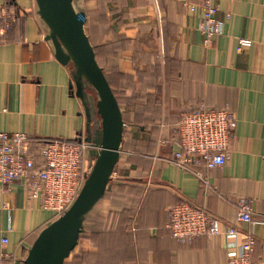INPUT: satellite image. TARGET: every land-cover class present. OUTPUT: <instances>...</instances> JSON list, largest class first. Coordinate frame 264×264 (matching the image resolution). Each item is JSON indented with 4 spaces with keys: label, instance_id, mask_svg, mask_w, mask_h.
<instances>
[{
    "label": "crops",
    "instance_id": "obj_1",
    "mask_svg": "<svg viewBox=\"0 0 264 264\" xmlns=\"http://www.w3.org/2000/svg\"><path fill=\"white\" fill-rule=\"evenodd\" d=\"M13 1L19 21L7 41L0 39V131L73 139L84 116L70 89L69 69L44 39L34 1ZM214 3L223 33L204 46L201 12L191 13L182 0H85L88 36L99 44L116 35L127 39L116 48L115 68L128 67L135 55L136 67L147 70L151 46L158 68L144 87L134 79L144 95L135 109H124L131 119L142 117L144 125H124L105 197L86 221L97 236L79 242L74 253L93 254L88 264H225L230 237L222 232L177 240L166 227L167 207L187 201L233 223L237 202L245 198L253 218L264 214V0ZM241 38L250 43L240 48ZM200 104L228 107L236 117L225 164L203 169L204 179L165 160L178 148L181 114ZM51 220L22 182L13 181L6 190L0 185V239H8L0 251L22 261ZM241 226L254 234L253 256L264 264V223Z\"/></svg>",
    "mask_w": 264,
    "mask_h": 264
},
{
    "label": "built area",
    "instance_id": "obj_2",
    "mask_svg": "<svg viewBox=\"0 0 264 264\" xmlns=\"http://www.w3.org/2000/svg\"><path fill=\"white\" fill-rule=\"evenodd\" d=\"M182 3L191 13L201 12L198 30L204 46L222 35V21L217 17L214 0H182ZM16 18L4 1L0 5V37L5 36ZM249 43V39H239L240 48ZM235 126V114L228 107L200 104L183 112L176 124L178 148L165 160L204 179L203 169L225 164ZM33 145L41 158L39 162L31 151ZM85 149L86 144L76 138L42 139L24 132L0 131V185L6 190L11 182H22L30 198L37 199L40 207L52 214L53 220L70 207L81 189L86 168ZM252 213L250 200L241 198L237 202L235 221L222 223L204 207L181 201L167 210L166 227L171 237L180 241L223 232L232 239L228 242L225 264H260L253 256L255 236L241 226L264 223V214L253 218ZM7 242L6 236L1 237V246ZM0 264H21V261L0 251Z\"/></svg>",
    "mask_w": 264,
    "mask_h": 264
},
{
    "label": "water",
    "instance_id": "obj_3",
    "mask_svg": "<svg viewBox=\"0 0 264 264\" xmlns=\"http://www.w3.org/2000/svg\"><path fill=\"white\" fill-rule=\"evenodd\" d=\"M33 1L44 39L54 57L68 67L70 89L81 103L84 126L75 138L86 144V168L73 203L39 231L21 264H64L104 196L120 158L125 123L85 30V0Z\"/></svg>",
    "mask_w": 264,
    "mask_h": 264
},
{
    "label": "trees",
    "instance_id": "obj_4",
    "mask_svg": "<svg viewBox=\"0 0 264 264\" xmlns=\"http://www.w3.org/2000/svg\"><path fill=\"white\" fill-rule=\"evenodd\" d=\"M4 1L8 4V8L10 9V11L14 12L17 17L16 20L12 23L11 27L7 30L5 36L0 37L1 40L7 41L9 39L8 33L14 28V26L19 21V15H18V7L16 6L13 0H4ZM101 20L103 21L104 18H101ZM89 39L94 46L97 62L102 67V70L118 101L119 107L124 109L125 107L129 108L128 106H130V108L135 109L137 107V104L139 103V100H141L142 95H140V98L138 99L137 94H139V92L136 90V84L134 83L133 78L136 77L137 80L141 83L142 87H144L143 83L145 79L150 80L153 76L151 75V72H150L151 70L155 68L156 75H157L158 68L153 66V63L155 61V58H154L155 54L153 53L154 51L153 46L150 47L151 53H149L148 59H147V65H148L147 70H144V71L139 70L136 67V65L140 61V58L138 59V57L135 55L131 56V60H130V62L132 63V64L130 63L131 66L129 64L128 67L124 66L122 67V69L119 70L115 68V66L113 65V61L116 57V48L124 47L127 42V39H125L123 36L116 35L114 36L113 40L109 42H105L103 44H99L98 39L96 37L93 38L89 36ZM139 75H141V77ZM149 97L147 96L148 102L150 99ZM122 116H123L124 123L134 124L138 126L144 125L141 123L142 117L135 114L134 117L131 119L130 114L127 111H125V109L124 111H122ZM31 151L34 154L36 162H39L41 158L37 154V147L35 145L31 147ZM104 197H105V193H104L103 198ZM178 202H181V201H178ZM169 207H167L166 209L167 220H168L167 210L169 209ZM95 233L96 232L94 230L92 229L89 230V228L85 224V231L80 235L79 241L82 238L95 241V238L97 236V233L96 234ZM74 250L71 253L72 256H69L68 258L65 259L64 264H88L89 260L93 256V254H91L89 251L82 252L79 255H75L73 254Z\"/></svg>",
    "mask_w": 264,
    "mask_h": 264
},
{
    "label": "rangeland",
    "instance_id": "obj_5",
    "mask_svg": "<svg viewBox=\"0 0 264 264\" xmlns=\"http://www.w3.org/2000/svg\"><path fill=\"white\" fill-rule=\"evenodd\" d=\"M138 69H140V66H139V65H138ZM138 71H139V70H138ZM143 71H144V70H143ZM139 72H140V71H139ZM139 76L141 77V75H139ZM134 79H137V78L134 77L133 80H134ZM141 94L144 95V94H143V91H141V93L139 92V94H137L138 99L140 98V95H141ZM128 107L130 108V106H128ZM85 240H86V238H82L79 242H80V243H83ZM77 246H78V245H77ZM76 250H78L77 247L75 248L73 254L76 253ZM70 256H72V255H70Z\"/></svg>",
    "mask_w": 264,
    "mask_h": 264
}]
</instances>
